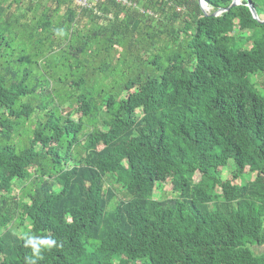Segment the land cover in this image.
Segmentation results:
<instances>
[{
	"label": "trees",
	"instance_id": "16d2710c",
	"mask_svg": "<svg viewBox=\"0 0 264 264\" xmlns=\"http://www.w3.org/2000/svg\"><path fill=\"white\" fill-rule=\"evenodd\" d=\"M96 1L0 0V264H264L260 0Z\"/></svg>",
	"mask_w": 264,
	"mask_h": 264
},
{
	"label": "clouds",
	"instance_id": "9594fccd",
	"mask_svg": "<svg viewBox=\"0 0 264 264\" xmlns=\"http://www.w3.org/2000/svg\"><path fill=\"white\" fill-rule=\"evenodd\" d=\"M26 248H31L32 255L25 256V264H38V261L43 258L42 253L51 250L56 246V241L50 237H45L41 244L33 243V237L29 236L24 242Z\"/></svg>",
	"mask_w": 264,
	"mask_h": 264
},
{
	"label": "rangeland",
	"instance_id": "374dc122",
	"mask_svg": "<svg viewBox=\"0 0 264 264\" xmlns=\"http://www.w3.org/2000/svg\"><path fill=\"white\" fill-rule=\"evenodd\" d=\"M120 2H122V1H120ZM126 3H127V5H129V2L128 1H126ZM130 6L132 8H135V6L132 5V4H130ZM38 11H40V10H38ZM255 12H256V14H257V16H258V18L260 20H264V0H260L259 5L257 7V11H255ZM37 14L39 15V12ZM233 33L235 35L239 34V29H238L237 24L234 26V32ZM236 183L239 184L240 181H236ZM113 188L116 189V188H118V186L115 185V184H113ZM54 192L55 193L57 192V188L54 189ZM14 193L16 194V190H14ZM154 197L157 198V199H159L160 198V193L159 194L158 193L157 194H154ZM30 227H31V222L29 220H27L25 222L24 228L22 230L16 231V234H18L19 236L23 237L30 230ZM253 250H254L255 253L263 252L264 251V247L259 248V249L253 248Z\"/></svg>",
	"mask_w": 264,
	"mask_h": 264
},
{
	"label": "water",
	"instance_id": "95a60500",
	"mask_svg": "<svg viewBox=\"0 0 264 264\" xmlns=\"http://www.w3.org/2000/svg\"><path fill=\"white\" fill-rule=\"evenodd\" d=\"M248 1V0H247ZM199 2V5H200V8L201 10L203 11V13L208 16L207 12L209 11L206 4L202 1V0H198ZM241 5V0H234L231 5L227 8V9H224V10H218L216 13L212 14L211 16L212 17H218L220 16L221 14L223 13H228L231 9L237 7ZM206 7V8H205ZM247 7L249 8V11L252 15V18L253 20H255L256 22H258L259 24H264V20H260L254 10V8L252 7V5L249 3L248 1V5Z\"/></svg>",
	"mask_w": 264,
	"mask_h": 264
},
{
	"label": "built area",
	"instance_id": "2783aa9c",
	"mask_svg": "<svg viewBox=\"0 0 264 264\" xmlns=\"http://www.w3.org/2000/svg\"><path fill=\"white\" fill-rule=\"evenodd\" d=\"M122 1V2H120ZM96 0H75V4L82 7H91L96 4ZM118 3H121L122 5H127L126 0H117ZM130 5V3H129ZM128 5V6H129Z\"/></svg>",
	"mask_w": 264,
	"mask_h": 264
}]
</instances>
